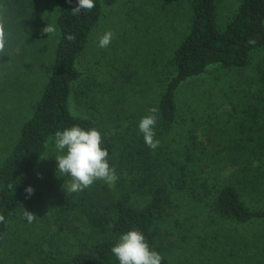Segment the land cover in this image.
<instances>
[{
    "label": "trees",
    "instance_id": "16d2710c",
    "mask_svg": "<svg viewBox=\"0 0 264 264\" xmlns=\"http://www.w3.org/2000/svg\"><path fill=\"white\" fill-rule=\"evenodd\" d=\"M51 1L57 5L54 58L0 165V215L5 217L0 223V264L12 239L18 260L31 252L26 248L34 240L37 246L43 244L37 257L31 256L37 264H119L111 248L132 229L140 230L150 248L162 254V264H171L174 251L187 242L211 250L214 264H239V254L253 245L240 242L241 235L256 230L264 234V62L253 64L264 47V0H240L222 28L217 23V0H188L185 35L173 44L175 37L166 34L158 53L153 45L146 50L134 46L140 54L129 43L131 32L137 30L138 20L165 8L171 11L168 0H95L91 12L75 16L71 9L78 0ZM117 12L127 29L110 45L121 50V42L125 48L121 63L100 66L95 59L82 70L78 60L95 30L106 21L115 25L114 35L123 29L109 19ZM164 15L162 19H170ZM6 31L10 44L18 40L14 22H8ZM68 34L76 36L75 42L67 39ZM45 48L40 46V51ZM146 55L159 64L155 82L129 69V59L138 64ZM211 67H251L249 74H255L248 83L239 74L224 90H232L234 98L238 93L250 96L254 102L249 116L253 123L249 118L236 123L241 134L234 144L224 139V126L214 125L208 112L209 126L202 131L204 136L197 134L203 122L200 110L221 99L202 98L193 105L185 96L190 92L197 99L194 90L199 86L190 83L211 75L206 74ZM94 68L100 69L98 74ZM152 106L159 109L155 138L160 144L155 150L145 144L138 128ZM72 126L102 133V146L108 148L109 163L118 175L113 186L97 180L83 191L67 193L64 184L70 177L58 174L55 156L60 153L53 144L56 131ZM112 135H118V145L110 143ZM29 186L34 189L31 195L26 192ZM25 209L36 217L29 222L27 238L15 248Z\"/></svg>",
    "mask_w": 264,
    "mask_h": 264
},
{
    "label": "rangeland",
    "instance_id": "374dc122",
    "mask_svg": "<svg viewBox=\"0 0 264 264\" xmlns=\"http://www.w3.org/2000/svg\"><path fill=\"white\" fill-rule=\"evenodd\" d=\"M168 2L171 11H168L165 8L156 13V16L149 15L144 19L138 20L139 24L136 25L137 30L131 32V39L129 40V43L133 45V48L134 46H137L146 50L148 45H153L154 51L158 53L161 49V42L164 38L163 36L168 34L169 36L175 37V41L173 42V44H175L185 35V31L188 27L187 18L190 14L188 0H168ZM239 2L240 0H217V23L220 28L226 25L233 9L236 8ZM25 6H27V9ZM113 8L114 7L108 6V10ZM7 11L8 15L5 16L4 13ZM0 13H2L6 19V28L8 22H14L16 30L15 36H18V40L11 44L8 40L9 54L0 56L1 165L7 147L15 143L18 138L16 135L22 127L20 119L26 117L22 116V114H28L27 110L31 108L30 104L32 103V100L36 99V93H38L39 90H42L44 80H46L45 78L47 77V74L43 73L46 72L54 58L58 33L56 29V33L48 38V34L42 31L48 23L55 25L57 5L51 0H0ZM164 14L169 15L170 19H162V17L165 16ZM109 19L111 22L113 21L123 25V29L118 31L114 36L121 34L127 29L123 16L119 12L111 14ZM106 22L104 23V26L97 30V32L95 30L96 35H94V39H92L87 50L80 56L78 64L82 70H86L95 59H99L100 62H102L100 66H107L117 62L121 63L123 55V51L121 50L124 48L121 42H119L121 50H116V47L112 44L106 48L98 46L99 38L106 31L112 30L115 27V25H108ZM20 28H22L23 33L19 32ZM7 33H9V31H7ZM128 37L124 36V39H129ZM33 38L34 42H32ZM40 46L46 47V50L40 51ZM262 49H260L261 51H259L253 58V64L258 65L264 62V47H262ZM135 51L140 54L137 49H135ZM165 51H167V49H165ZM147 53L148 51L146 54ZM115 55L117 57H115ZM160 60L164 61V58L159 56V61ZM137 62L139 63L135 64L129 59V64L132 63L131 67H129L131 72H134V69H136L139 71L137 76L141 75L143 76V79L149 78L151 81L155 82L154 79L156 75H159L157 73L159 64L155 65L147 55L143 56L140 61ZM21 64H23L22 67H20ZM262 66V69L264 70V64ZM99 68H94V74L99 73ZM250 69L251 67L241 70H228L225 68L211 67L206 73L211 75L200 77L190 83L198 84L199 86L194 90L196 97L199 94L197 99H194L190 95V92H186L185 96H187V100L190 104L196 105L197 101H200L202 98L207 100L213 98L221 99L214 101V103L210 102L211 106L209 108L204 110L199 109L203 115V122L197 127L199 129L197 132L198 135L204 136L202 131L209 126L206 122L205 115L208 112L209 116L207 117H210V121L215 123L214 125L217 124V126H224V130L227 134L223 135V137L229 144H234V142L240 141L237 136L241 133H238L235 130V125L238 121L247 120L249 118L251 112H253L252 107L254 106V102L250 96H245L246 98H244L241 93H238V97L234 98L232 90H227L226 92L224 90L228 88L229 83L234 82L240 77L239 74H243L242 79L245 83H248L253 79L255 74H249L248 71ZM152 70L154 71L151 72ZM217 74H219V77H217ZM82 84L84 85V82ZM204 101L205 100H203V102ZM220 101L224 104L221 107L216 106L215 102L220 103ZM11 116L12 119L8 120ZM249 119L250 122L253 123L252 117ZM234 133L237 134L235 135ZM111 138L113 140L110 141V143L113 141L117 145L120 143L118 135L115 138L114 135H112ZM53 147L56 150L55 141ZM26 210L32 213L31 209ZM21 223L22 225H17L18 232L13 244L15 248L20 247L22 239L27 238L26 233H28L27 229L30 226L29 221L25 217ZM261 231L262 230H256L253 232V235L250 236H245L244 234L241 235L239 238L240 242L242 239L244 244H246L247 241L249 244L253 243V245H249L246 250L239 254L238 257L241 259L239 264H264V234L260 233ZM50 239V236L45 238L43 241L46 243L45 245H49L48 242H50ZM12 241L13 239L7 244L8 246L9 244L11 245V249L9 250L7 248V253H3V264H35V262L37 264V261L34 262L31 256L33 255L36 258L37 254L42 250L41 248H43V244L37 246L34 240H31L28 244L29 248H26L27 251L31 252L22 258V260H18L17 256H14L12 252ZM211 254V250H204L201 246L198 248L194 243L190 244V242H187L186 244L179 246L178 250L174 251L170 261L171 264H214Z\"/></svg>",
    "mask_w": 264,
    "mask_h": 264
},
{
    "label": "clouds",
    "instance_id": "9594fccd",
    "mask_svg": "<svg viewBox=\"0 0 264 264\" xmlns=\"http://www.w3.org/2000/svg\"><path fill=\"white\" fill-rule=\"evenodd\" d=\"M71 3V0H69ZM96 7L95 0H78L77 5L71 9L72 15L83 12H91ZM48 34V38L56 33V27L48 23L42 29ZM114 38L111 30L106 31L99 38V47L106 48ZM67 39L75 42L76 36L68 34ZM250 40L249 43H254ZM8 53V33L6 31V19L0 13V56ZM159 109L152 106L139 121V132L143 134L145 144L155 150L160 141L156 139L155 127L157 124V113ZM104 138L97 128L85 130L80 126H72L55 133V148L58 155L55 156L58 165V174L70 177V182L66 181L64 188L67 193H76L89 188L97 180H103L110 187L118 179L115 167L110 165L108 157L109 150L103 147ZM67 184V187L65 185ZM34 189L29 186L26 192L31 195ZM24 217L33 221L36 217L25 209ZM5 217L0 215V223ZM111 252L118 259L119 264H162L163 256L159 252L150 248L146 237L138 229H132L119 236L118 242L113 245Z\"/></svg>",
    "mask_w": 264,
    "mask_h": 264
}]
</instances>
